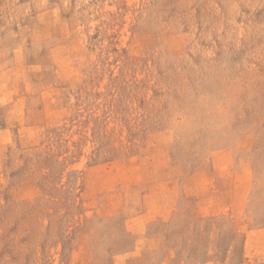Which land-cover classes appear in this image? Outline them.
Segmentation results:
<instances>
[{"label":"rangeland","instance_id":"1","mask_svg":"<svg viewBox=\"0 0 264 264\" xmlns=\"http://www.w3.org/2000/svg\"><path fill=\"white\" fill-rule=\"evenodd\" d=\"M0 264H264V0H0Z\"/></svg>","mask_w":264,"mask_h":264}]
</instances>
